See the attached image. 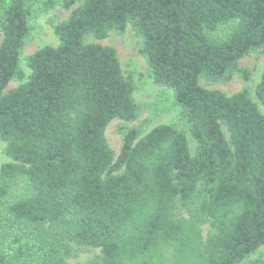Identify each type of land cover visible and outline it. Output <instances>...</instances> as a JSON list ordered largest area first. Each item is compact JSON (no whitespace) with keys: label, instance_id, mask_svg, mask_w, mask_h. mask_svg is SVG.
Wrapping results in <instances>:
<instances>
[{"label":"trees","instance_id":"16d2710c","mask_svg":"<svg viewBox=\"0 0 264 264\" xmlns=\"http://www.w3.org/2000/svg\"><path fill=\"white\" fill-rule=\"evenodd\" d=\"M36 1L0 0V264H64L73 245L99 249L87 264H264L244 263L264 246V69L254 99L199 84L249 80L238 62L264 49V0H42L69 16L26 74ZM127 26L183 130L121 128L115 155L104 132L138 118L134 80L84 39Z\"/></svg>","mask_w":264,"mask_h":264},{"label":"rangeland","instance_id":"374dc122","mask_svg":"<svg viewBox=\"0 0 264 264\" xmlns=\"http://www.w3.org/2000/svg\"><path fill=\"white\" fill-rule=\"evenodd\" d=\"M41 1L37 0L31 8L30 33L25 41L20 55V67L28 74L26 66V58L39 49L50 46L55 47L58 44L57 36L54 33V27L61 22H64L69 11L62 9L58 4L48 11L41 8ZM0 32V40H1ZM85 43H96L104 46L112 47L115 52L122 72L125 76L131 75L134 80L133 99L138 105V118L132 123H123L118 120L112 121L105 129L104 135L108 146L118 154L121 147V128H139L140 137L147 134L151 129L163 124H173L178 129L183 130L178 120V110L174 104L173 92L153 81L149 74L146 59L139 53L141 39L135 34L130 26H127L125 31L117 33L115 31L108 32L103 40H96L92 36H86ZM239 67L247 69L250 73L249 80H244L242 77L235 75L226 82H208L204 79L199 80L201 87L211 90H217L230 96L242 88H248L253 98V91L260 80L261 73L264 69V49L251 53L242 58L238 62ZM18 85L17 81H11L7 89L14 88ZM254 99V98H253ZM260 111L264 114V108L258 104ZM227 136V132L224 130ZM188 136V135H187ZM188 142L191 151L193 150V142L188 136ZM5 144L0 140V166L9 159L4 154ZM16 190L11 192L7 198L8 201L14 199ZM182 214H185L184 209H180ZM207 226L202 227V235L205 236ZM6 236L0 233V249L6 248ZM74 253L72 256L64 260V264H87L94 261L99 256V249L87 248L73 245ZM262 246L258 253L249 257L244 263L256 258L262 251Z\"/></svg>","mask_w":264,"mask_h":264}]
</instances>
